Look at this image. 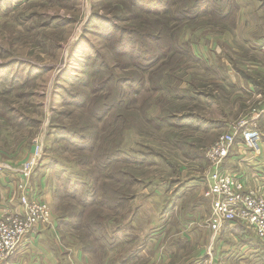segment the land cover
I'll return each instance as SVG.
<instances>
[{"label": "rangeland", "instance_id": "obj_1", "mask_svg": "<svg viewBox=\"0 0 264 264\" xmlns=\"http://www.w3.org/2000/svg\"><path fill=\"white\" fill-rule=\"evenodd\" d=\"M221 2L204 17L164 25L133 8L118 14L114 0H0V100L16 120L0 119V179L11 187L8 174H18L7 168L37 160L33 177L44 178L41 191L52 213L51 225L24 248H44L51 264H264V244L253 237L245 239L251 250L227 234L211 239L202 182L207 163L186 148L193 144L204 153L229 124L260 111L257 128H264V0ZM111 24L151 34L145 56L129 60L110 50L98 34ZM164 34L187 44L189 57H161L169 41ZM157 66L174 74H153ZM23 70L26 96L3 97L10 84L4 77ZM94 70L99 73L90 77ZM108 76L126 95L120 110L128 107L89 114L105 95ZM144 103L147 109L139 111ZM171 115H190L202 129L188 130ZM113 147L126 166H110L122 169L124 184L134 180L128 189L95 168V158ZM110 189L128 201L108 207L103 194Z\"/></svg>", "mask_w": 264, "mask_h": 264}, {"label": "built area", "instance_id": "obj_2", "mask_svg": "<svg viewBox=\"0 0 264 264\" xmlns=\"http://www.w3.org/2000/svg\"><path fill=\"white\" fill-rule=\"evenodd\" d=\"M262 113L260 111L255 117L229 124L227 132L219 135L203 153L207 163L202 179L205 185L203 195L209 199L207 226L213 241L224 225L238 224L243 226L249 237L264 244L263 187L259 183L257 188L251 187L246 176L227 167L231 165L228 158L236 145L251 155L259 153L263 134L257 128V121ZM253 159L252 155L249 160ZM36 163L37 160L33 159L17 170L13 166L7 168L18 174L14 184L18 211L5 208L0 217V264L18 252L33 232L51 225L52 213L41 191L43 188L33 180ZM249 178L259 180L252 174Z\"/></svg>", "mask_w": 264, "mask_h": 264}, {"label": "trees", "instance_id": "obj_3", "mask_svg": "<svg viewBox=\"0 0 264 264\" xmlns=\"http://www.w3.org/2000/svg\"><path fill=\"white\" fill-rule=\"evenodd\" d=\"M114 1H116L117 4H114L113 7H115V9H113V11H117L118 14H121L122 9H127L130 11V8H133L141 16L144 15L147 18L154 17L156 20L161 19L160 21H163L161 23L164 25H167L168 20L172 21V22L173 21L174 22H189V21L195 20V18H197V17L198 18L204 17L205 14H208V11H210V9L213 10L214 7L221 2V0H212V1L211 0H114ZM175 5L178 6L179 9L176 8ZM211 15H215V13H211ZM118 16H120V15H118ZM170 17H171V19H170ZM221 17L224 20L228 19L227 13H224L223 16H221ZM142 19H144V18H140L139 20H142ZM109 27H110V29H108ZM98 35L100 38H104L106 42L108 41L107 47H109L110 50L112 49V47H113V49L118 48L119 53L117 55H122L125 57L127 56V58L129 60L144 57L147 52L144 51L143 44L146 41H148V38H152V35L149 33H148V35L142 34L141 32H136L135 30H133V31L130 30L129 33H125L124 29L119 30L113 24H111L110 26H108L104 30H103V26L101 28H99V34ZM134 35H137L138 37H135ZM165 36L167 38H169V41H168V46L166 47L167 48L166 54L162 53L161 57L176 55V53L181 55L180 57H185V56L189 57L188 51L190 52V50L188 48V51H187V49L185 48V45H187V44L177 42V37L173 36L171 34L165 35ZM157 43H158V41L152 45L157 46ZM94 53L96 54V57L99 56V54L97 53L96 50L94 51ZM102 59H104V58L102 57ZM93 63L94 62L92 61L91 65ZM16 64H19V62L8 61L6 65L15 66ZM35 68L39 72H42V73L44 72L41 69L42 67H33V69H35ZM157 68H158V66L152 70L153 74H158L160 76L161 75L172 76L174 74L173 70H171V71L167 70L163 66L160 69H157ZM103 69H104V71H105V69H107V71H108V68L106 67V65L103 66ZM24 71L25 70H23L21 72V74L10 75L8 78L4 77V79L8 80L10 82V84L8 85L9 87H7L3 90V93H2L3 97L10 96V95H15L17 97H20V94H17V93L12 94L13 91L21 93L22 97L26 96L25 95V89L27 87V84L25 86V83H26V80L28 79L29 74H27V76H24L23 81H21L22 80L21 78L23 77L22 75H23ZM97 73H99L98 70L97 71L94 70V72H92L90 77L97 74ZM157 77H159V76H157ZM242 78L246 82L250 83L249 85H251V86H253L255 84L254 81H252L249 77L245 76L244 74H242ZM108 79H109V82L103 86V89H104L103 94H105V95L101 97L100 102L96 106L88 108L89 114L90 113L92 114V112H95L97 110V108H98V111L102 109V111L104 110L105 112H108L109 110H114L115 107L117 108V110H120L121 106L123 104L127 103V98H125L126 95L124 94L125 96L123 98V93L121 92V88L118 86V90H117V88H114V86L112 85L116 82L115 78L110 80V78L108 76ZM110 81L112 82V84H110ZM29 82H30V79L28 80V83ZM78 82H79L80 86L83 85V83H82L83 80H79ZM97 82L99 84L102 83V78H98ZM117 83H118V80H117ZM106 86H107V89L105 92ZM157 91L158 90H156L155 92H157ZM133 93H134V95H139V93L137 91H134ZM3 99L0 100L2 102V103H0V119L7 121V123H15L16 122V120H14L15 117L11 116V115L8 116L3 111L5 108L6 109L8 108L7 104L3 101ZM108 102H111L112 106L109 105ZM145 106H146V103L141 104V108H140V106H138L137 108H139L138 110L140 111L143 109H147V107H145ZM127 107H128V105L123 110H120V111H124ZM190 117H191L190 115H183V116H180V118H178L174 115H171L168 117V119H170L173 122H175L176 124H179L182 126L187 125L189 127L188 130L193 129V128H194L193 131H196L195 129H197V130L201 129L199 123L192 126V121H191ZM262 118H264V116ZM71 137H72V140L79 138L75 134H72ZM61 138H62V142H65L66 137L64 135H62ZM70 143L72 144V146L73 145L75 146V141L74 142L71 141ZM187 147H188L189 151H192L189 154V156L193 157L194 159H197L200 154H202V156H203V151L198 150L196 148H193V147H195L193 144H188V145H186V148ZM186 155H188V152H186ZM103 156L105 158L98 157V156L95 158V162H96L95 168L99 169L102 177H105L106 174H109V176H114L115 181H113L112 183H114L115 185L122 187L123 189H128V187H131L134 183V180H126L131 184L130 186L126 185V183L124 184V182L122 180L123 179L122 178V169L117 168L118 166H120V164L123 162V160H125L124 155L121 152V149H119V147L118 148L113 147L111 150H108L107 152H105L103 154ZM111 164H117V167H115L114 165L111 167L110 166ZM50 165H54V164H50ZM123 165L126 166L124 162H123ZM57 174L59 176V172ZM95 174H96V176H98L97 173H95ZM59 179H62V176H59L58 180ZM117 181H118V183H117ZM109 188H113V187L109 186ZM103 195H104V199H105L104 202L108 207L118 205V204H121L123 202L128 201L126 194L121 195L120 191H118V190L116 191L114 189H110L108 192L104 193ZM96 223H101L100 219H98V221ZM99 225H101V224H99ZM99 225H96V227ZM236 229H238L237 231L240 232L237 234L239 236L241 234V238H242L241 242L243 243L242 247L244 246L246 248L248 247L249 249H251V247H253L252 246L253 243L247 244V241L245 240V238L243 239V231H244L243 226L238 225V227Z\"/></svg>", "mask_w": 264, "mask_h": 264}, {"label": "crops", "instance_id": "obj_4", "mask_svg": "<svg viewBox=\"0 0 264 264\" xmlns=\"http://www.w3.org/2000/svg\"><path fill=\"white\" fill-rule=\"evenodd\" d=\"M261 120L262 121H260V123L263 122L264 124V118H262ZM198 123L199 125H201L200 122ZM262 134H263V138L261 140V144L259 147V153L256 155L252 154L254 157L253 160H249L252 155L249 154L248 152H245V150H243V148L240 145H236L234 150L230 153L228 160L230 161L231 169L241 173L242 175L246 176L249 179V183L251 187L257 188L258 187L257 183L261 184V186L263 187L262 192L264 194V128H263ZM251 174L257 176V179H259L258 182L249 178ZM8 176H9V180H8L9 182L11 180L12 181L14 180L12 182L11 187H9L8 184H6L5 180L7 179H3V180L0 179V217L3 211L5 210V208H10L14 210L15 212L18 211V206H17L16 198H15V186H14L15 182L17 181V178L11 177L9 174ZM41 179H44V178L40 176V178L38 179L39 181H36L34 180V177H33L35 184L39 188H42V187L44 188V186L42 185ZM237 227H238V224L224 225L222 228V232L216 238L217 241H220V239L226 234L229 237L236 238V239L238 238L242 241L241 234L240 236L237 234V233H240L239 231H237L238 230L236 229ZM207 229H208V226H207ZM36 231L33 232V234L30 235L28 239H26L27 241L25 240L26 242L22 244V246L20 247V250L18 252H15L3 264H51L48 260V258H50L49 253L44 248L43 250H40V249L35 250V249H32L30 246H27L24 248V246L27 245V243L31 241L30 240L31 237H37V238L39 237L38 235L35 234ZM38 233H41V231H38ZM244 238L245 239L249 238V235L247 234L245 230L243 231V239ZM257 244H260V243L257 242ZM247 249L249 248L247 247ZM33 256L35 257L32 258ZM38 256L39 258L37 259Z\"/></svg>", "mask_w": 264, "mask_h": 264}]
</instances>
